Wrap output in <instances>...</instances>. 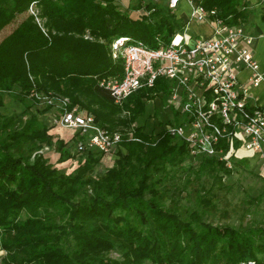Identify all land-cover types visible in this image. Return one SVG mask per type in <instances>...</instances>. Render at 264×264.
Returning a JSON list of instances; mask_svg holds the SVG:
<instances>
[{"label":"trees","instance_id":"obj_1","mask_svg":"<svg viewBox=\"0 0 264 264\" xmlns=\"http://www.w3.org/2000/svg\"><path fill=\"white\" fill-rule=\"evenodd\" d=\"M199 1L231 24L251 12L249 0ZM135 8L137 14L121 10L118 0H0V32L27 13L0 39V107L4 92H14L25 109L38 100L35 92L68 97L70 106L85 107L101 126L119 131L126 151L94 175L103 152L78 149L77 166L64 172L40 151L55 144L58 162L74 157L67 141L54 140V124L0 112V264H264V226L215 225L165 206L154 174L183 163L188 145L165 128L153 133L134 123L148 100L169 93L168 81L159 77L121 103L100 84L123 73L111 51L117 37L158 47L186 26L168 6L148 1ZM203 166L223 176L233 171L216 157L205 156ZM202 201L212 204L206 195ZM113 250L120 257L109 256Z\"/></svg>","mask_w":264,"mask_h":264},{"label":"built area","instance_id":"obj_2","mask_svg":"<svg viewBox=\"0 0 264 264\" xmlns=\"http://www.w3.org/2000/svg\"><path fill=\"white\" fill-rule=\"evenodd\" d=\"M181 3L190 6L184 30L158 47L127 36L117 37L111 51L113 58L122 60L123 73L105 77L100 84L119 103L138 88L154 85L157 78L166 79L168 103L180 118L165 129L186 141L191 156L216 157L231 167L230 156L242 150L264 173V106L248 99L251 88L264 84L252 48L255 36L244 23L226 22L216 9H207L199 0H167L173 10ZM190 19L209 22L211 33L191 37L187 33ZM242 71L249 72L246 81L239 78ZM34 95L57 108L56 124L87 136L86 142H78L79 150L97 148L107 153L119 145V131H109L94 114L78 105L70 106L68 97Z\"/></svg>","mask_w":264,"mask_h":264},{"label":"rangeland","instance_id":"obj_3","mask_svg":"<svg viewBox=\"0 0 264 264\" xmlns=\"http://www.w3.org/2000/svg\"><path fill=\"white\" fill-rule=\"evenodd\" d=\"M152 1L161 7H167V0H118L119 8L131 14H137L136 5L141 2ZM190 6L181 3L174 12L187 14ZM28 12L36 16L37 22L43 26V20L38 16V7L30 5ZM18 15L10 24L5 26L0 32V39L7 35L26 15ZM244 23V22H243ZM245 25V24H244ZM246 27V25H245ZM205 23L200 24L197 19H190L187 33L191 37H197L200 33L205 35ZM211 30V28H210ZM86 37H89L88 35ZM169 93H160L156 98L146 102V109L143 115L137 118L135 125H143L147 132H159L168 124L177 122L180 118L177 110L168 103ZM4 105L0 107V112L5 116H14L18 120H25L32 115H37L42 121L54 124L50 132L54 140L57 138L67 141L74 157L58 162L59 152L56 145H44L40 150L46 158L64 172H71L78 164L82 152L78 151V142L87 141V136L82 135L78 129L63 127L54 122L58 113L55 106L49 105L38 99L31 102V107L25 109L24 105L16 100L14 92L3 93ZM121 103V102H119ZM95 108L98 106L93 104ZM84 111L92 113L82 107ZM93 114V113H92ZM79 133V134H78ZM132 136V133H130ZM126 152L120 145L110 152L101 153V161L94 168V175L102 174L109 166H112L118 158V150ZM99 153V154H100ZM232 161V173L222 175V171L216 167H205L203 163L205 157L187 156L180 165H168V174H154L155 178H160L158 189L166 193L164 198L165 206H171L188 216L195 212L205 221L215 225H230L236 228L248 226H264V173L259 168L254 158L247 157L245 152L240 150L237 154L230 156ZM245 159V160H244ZM228 166V165H227ZM230 167V166H229ZM222 177V178H221ZM85 192H81V197ZM211 199L212 204L206 205L202 199ZM205 201V200H204ZM22 213V217H26ZM0 250V256L3 254ZM112 257H120L118 250L108 253ZM264 258V254L261 255Z\"/></svg>","mask_w":264,"mask_h":264},{"label":"crops","instance_id":"obj_4","mask_svg":"<svg viewBox=\"0 0 264 264\" xmlns=\"http://www.w3.org/2000/svg\"><path fill=\"white\" fill-rule=\"evenodd\" d=\"M249 1L251 3V12L244 24L246 25V29L255 36V41L252 46L253 53L255 58L260 63L261 72L264 74V20L262 19V14H264V0ZM188 13L189 11L186 15H184V13H180L178 14V16L186 20V18L188 17ZM204 23L205 28L207 29L205 31V35H209L211 33L210 23L206 21ZM248 75V71H242L239 74V78L241 81H246ZM250 91L251 92L248 97L249 101L251 103L264 106V84H261L258 87H253Z\"/></svg>","mask_w":264,"mask_h":264}]
</instances>
